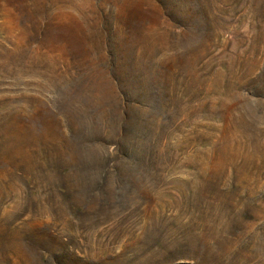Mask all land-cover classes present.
I'll list each match as a JSON object with an SVG mask.
<instances>
[{"label": "rangeland", "instance_id": "rangeland-1", "mask_svg": "<svg viewBox=\"0 0 264 264\" xmlns=\"http://www.w3.org/2000/svg\"><path fill=\"white\" fill-rule=\"evenodd\" d=\"M0 264H264V0H0Z\"/></svg>", "mask_w": 264, "mask_h": 264}]
</instances>
